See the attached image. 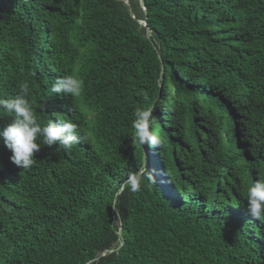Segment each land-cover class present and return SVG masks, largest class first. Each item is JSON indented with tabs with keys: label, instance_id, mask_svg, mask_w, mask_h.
Wrapping results in <instances>:
<instances>
[{
	"label": "trees",
	"instance_id": "obj_1",
	"mask_svg": "<svg viewBox=\"0 0 264 264\" xmlns=\"http://www.w3.org/2000/svg\"><path fill=\"white\" fill-rule=\"evenodd\" d=\"M65 74L80 96L50 94ZM22 83L38 121L91 138L38 139L25 170L0 143V264H264L246 200L264 174V0H0V98ZM142 107L159 146L134 139Z\"/></svg>",
	"mask_w": 264,
	"mask_h": 264
},
{
	"label": "clouds",
	"instance_id": "obj_2",
	"mask_svg": "<svg viewBox=\"0 0 264 264\" xmlns=\"http://www.w3.org/2000/svg\"><path fill=\"white\" fill-rule=\"evenodd\" d=\"M83 83L75 74H65L52 82L49 91L52 95L75 98L80 96ZM29 96V84L22 83L17 94L0 98V112L12 117L7 127L0 130V143L12 153L11 161L16 166L25 170L33 165L36 153L41 150L38 139L48 147L58 144L65 152H70L75 144L90 140V131L71 118H56L57 122L49 119L47 123L38 121ZM134 115L131 127L135 141L140 145L159 146L162 141L155 133L156 119L152 110L142 107ZM147 178L153 179L150 175ZM139 181L140 175L132 174L126 183L132 192H136ZM246 200L248 214L255 220H264V174L258 173L255 182L247 188Z\"/></svg>",
	"mask_w": 264,
	"mask_h": 264
}]
</instances>
